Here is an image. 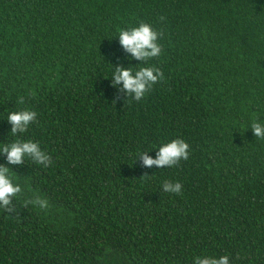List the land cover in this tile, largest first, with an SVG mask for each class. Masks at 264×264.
Listing matches in <instances>:
<instances>
[{"label":"trees","instance_id":"1","mask_svg":"<svg viewBox=\"0 0 264 264\" xmlns=\"http://www.w3.org/2000/svg\"><path fill=\"white\" fill-rule=\"evenodd\" d=\"M140 22L163 33L147 63L118 38ZM143 66L164 79L125 102L114 68ZM25 109L37 122L13 136L7 117ZM253 122L264 125V0H0V149L31 140L52 158L0 154L22 189L15 213L0 208V264H264ZM174 139L186 161L143 167L140 153ZM37 195L47 210L24 207Z\"/></svg>","mask_w":264,"mask_h":264},{"label":"clouds","instance_id":"2","mask_svg":"<svg viewBox=\"0 0 264 264\" xmlns=\"http://www.w3.org/2000/svg\"><path fill=\"white\" fill-rule=\"evenodd\" d=\"M164 19V17H161V21ZM162 36V32L153 30L151 25L145 22H140L138 27L119 30L118 38L121 47L126 53L130 54L131 59L147 63L161 55L162 46L158 43V40ZM163 79V72L157 67L143 66L139 67L135 72L133 67H115L111 82L113 87L122 85L118 90L124 95L125 102L131 103L132 100L141 101L152 90L153 86L163 81ZM17 102L23 104L24 98H18ZM116 102L114 100L113 104ZM7 122L11 125L10 133L16 136L27 132L29 125L37 122V113L27 109L11 112L7 117ZM251 130L256 138L264 139V125L253 122ZM0 154L6 156L8 165H23L25 157L44 167H49L52 164L51 156L42 151L37 142L31 140L25 142L17 139L11 144L4 145L0 149ZM188 158L189 145L182 139H174L159 147L156 151L155 159L151 158L148 152H143L139 154L138 160H142L143 167L152 168L155 166L161 169L178 166L181 160L186 161ZM11 172L9 167L0 165V208L9 214L16 212L12 200L22 192L21 187L12 182ZM142 178L150 177L145 173ZM182 189L183 185L180 182L165 181L162 190L166 193L180 195ZM29 204L37 206L41 210L49 208L48 200L39 195L25 200L24 207ZM195 264H229V257H196Z\"/></svg>","mask_w":264,"mask_h":264}]
</instances>
